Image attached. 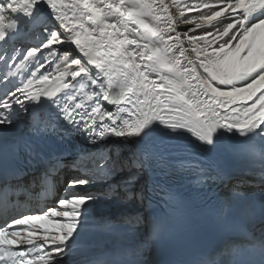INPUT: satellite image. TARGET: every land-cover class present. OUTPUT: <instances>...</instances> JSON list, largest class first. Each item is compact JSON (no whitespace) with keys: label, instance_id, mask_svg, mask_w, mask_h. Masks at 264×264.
<instances>
[{"label":"snow or ice","instance_id":"1","mask_svg":"<svg viewBox=\"0 0 264 264\" xmlns=\"http://www.w3.org/2000/svg\"><path fill=\"white\" fill-rule=\"evenodd\" d=\"M0 66V264H143L148 240L110 259L90 249L142 222L159 241L197 220L242 238L171 264H264V230L243 228L264 223V0H0ZM239 165L258 167L254 196L194 197ZM141 175L151 183L133 191ZM121 196L157 207L97 217Z\"/></svg>","mask_w":264,"mask_h":264},{"label":"bare ground","instance_id":"2","mask_svg":"<svg viewBox=\"0 0 264 264\" xmlns=\"http://www.w3.org/2000/svg\"><path fill=\"white\" fill-rule=\"evenodd\" d=\"M181 28H185V27H191V26H180ZM201 33V30L199 31ZM197 33V32H196ZM195 34V33H194ZM37 41L32 39V38H27L26 40L23 41V44L25 45V47H31V46H36ZM20 45H18L19 47ZM46 51L45 50V55H46ZM34 67L29 64L26 65V67L24 69H21V75L16 77V80L19 81L23 78H26V75H30L31 71H34ZM0 71H3L2 66H0ZM108 143H111V141H108ZM131 148V146H130ZM134 150V149H132ZM193 153L195 152V149L191 150ZM128 149H125V156L127 155ZM241 175V173L239 174ZM237 177H232V179L230 181L227 182L225 181L224 183H221L220 186L224 189L220 190V192H218L216 194V198L219 199H224V198H228L230 196L233 195H238V196H248V197H252L254 194H256L255 192H253L252 194L249 193H245L239 186V184L237 182H233ZM151 183V181L149 180L147 175H141L140 177H137V181L136 183L132 186L133 191H138L141 189H146L147 185ZM228 186V187H227ZM124 198V199H123ZM131 201L133 204L139 206L140 210H137L136 208H133L130 211H126L129 208V202ZM114 204H104L101 207L102 212L104 213V216L111 222L115 223V222H122L124 220H133V222L135 221V219L137 217H140L143 221V216L147 213V206L145 204V201L142 203L140 202L138 199H133L130 198L129 196H121L119 200H117V203L119 205H117V203H115V200H113ZM123 207L125 208V210L123 209ZM257 215H252V217H256ZM203 225H204V221L203 220H197L194 222H190L189 226L190 228H192V231L194 233H199L202 231L203 229ZM143 222L137 226V231L135 232V234H130L127 232H124L121 234L120 237H118L116 240H111V243H141L142 239H141V235L143 234ZM261 229H258L257 232V236L261 234L258 233ZM142 261L143 264H155V262L151 259L150 254L147 251H142V255L139 257Z\"/></svg>","mask_w":264,"mask_h":264},{"label":"rangeland","instance_id":"3","mask_svg":"<svg viewBox=\"0 0 264 264\" xmlns=\"http://www.w3.org/2000/svg\"><path fill=\"white\" fill-rule=\"evenodd\" d=\"M191 15H195V13H192ZM199 31H200V30H194V33L197 34V35L202 34V32L200 33ZM196 32H197V33H196ZM46 54H47V51H46Z\"/></svg>","mask_w":264,"mask_h":264}]
</instances>
